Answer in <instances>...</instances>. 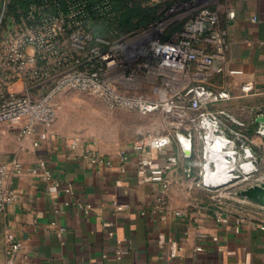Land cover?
I'll use <instances>...</instances> for the list:
<instances>
[{
    "label": "built area",
    "instance_id": "1",
    "mask_svg": "<svg viewBox=\"0 0 264 264\" xmlns=\"http://www.w3.org/2000/svg\"><path fill=\"white\" fill-rule=\"evenodd\" d=\"M4 1L8 6L10 0ZM168 11L141 32L120 35L112 30L108 36H100L92 31V24L107 25L119 17L111 0H43L31 4L18 20L9 17L8 10L0 9V125L16 126L21 141L41 134V127L51 131L61 109L58 99L66 90L95 96L114 110L142 116L159 114L164 132L149 133L132 144V149L142 155L140 168L160 186L158 208L165 207L172 183L164 170L153 167L149 152H161L174 140L181 145L178 135L182 134L192 150L197 148L200 153L195 185L210 193L218 209L228 214L231 202L241 206L256 203L257 209L244 210L238 221H258L264 230V205L241 196L243 191L264 183L259 177L255 179L264 165V124L257 121L264 114L249 107H241L237 114L224 107L211 109L236 99L227 83L219 89L210 87L216 76L231 74L228 55L232 40L222 25L220 10L207 1L186 12L182 8ZM228 18L234 19L235 12H228ZM175 23H183L182 30L165 37ZM18 81L28 86V93L12 91ZM255 90L253 82H245L239 98H250ZM245 115L250 121L241 118ZM252 124L257 126L254 131ZM219 142L223 156L217 152L216 160L210 161L211 149ZM75 143L72 140L70 145L75 147ZM34 145L39 146V142ZM119 156L122 163L129 161L125 150ZM85 157L93 163L112 165L97 151L87 150ZM180 161V156L168 158L175 167ZM221 168L225 178L213 182V175ZM26 172L45 181L53 179L45 162L27 166L13 158L2 163L0 214L18 200L10 185L14 177ZM238 175L242 179H236ZM65 191L71 193L72 187ZM48 192L55 195L57 188L50 187ZM114 205L117 211L125 209ZM5 244L6 264H19L22 242L7 232ZM117 244L120 260L128 251L125 240Z\"/></svg>",
    "mask_w": 264,
    "mask_h": 264
},
{
    "label": "crops",
    "instance_id": "2",
    "mask_svg": "<svg viewBox=\"0 0 264 264\" xmlns=\"http://www.w3.org/2000/svg\"><path fill=\"white\" fill-rule=\"evenodd\" d=\"M208 1L220 10L222 25L232 40L231 74L216 76L210 87L229 85L236 99L225 104L227 109L249 107L245 104L251 100L256 104L251 109L264 114V0ZM0 9L8 10L4 0ZM231 11L234 19L228 18ZM245 82L256 87L247 99L239 98ZM11 89L29 92L23 81ZM140 117L147 123L157 122L158 127L152 125L136 140L164 132L159 114ZM39 131L21 141L16 126L0 125V165L13 158L27 166L41 161L53 173L50 181L29 172L14 177L10 188L19 198L0 214V264H6L7 232L23 244L19 264H264L261 223L238 221L244 210L252 212L257 204L231 202L229 214L219 210L211 194L195 185L201 165L197 148L187 157L174 140L161 152H149L153 167L164 170L172 183L165 207L158 208L160 186L140 168L142 155L132 149L136 140L106 147L93 139L67 135L55 125L49 132L42 127ZM72 140L75 147L70 145ZM87 150L99 152L112 165L93 163L85 157ZM122 150L130 156L126 163L119 156ZM171 156H180L178 167L168 162ZM69 186L71 193L65 191ZM50 187L57 188L55 195L48 192ZM115 203L125 209L117 211ZM118 240H125L128 251L120 260Z\"/></svg>",
    "mask_w": 264,
    "mask_h": 264
},
{
    "label": "rangeland",
    "instance_id": "3",
    "mask_svg": "<svg viewBox=\"0 0 264 264\" xmlns=\"http://www.w3.org/2000/svg\"><path fill=\"white\" fill-rule=\"evenodd\" d=\"M177 1L181 3L173 7V4ZM207 1L208 0H176L171 5L173 7L171 10L177 11L182 8L185 10L184 12H186L192 6H197ZM156 2L159 1L146 0L143 2V7L151 8ZM171 10L168 12H171ZM172 14H174V12ZM172 17L173 15L169 16L170 19H172ZM58 101L61 109L59 110L55 126L67 135H78L85 139H93L102 146L113 147L130 144L138 139L147 129L152 128V125L158 127L157 122L147 123L140 115L125 110L111 109L99 98L85 92L66 90ZM237 105H235L234 108H236ZM245 105L249 106L251 110V107L256 104L249 100ZM222 107L226 108L225 104L213 106L211 109L215 110ZM233 112L237 114V109ZM241 118L243 120L245 119L246 122L250 121L249 117H246V115L241 116ZM154 129L158 130L157 128ZM261 176H264V165L261 167L260 173L256 175L255 179ZM224 178L213 182H220ZM237 178L238 180L242 179V176L238 175L236 176V179ZM237 187L238 186L233 187L234 190Z\"/></svg>",
    "mask_w": 264,
    "mask_h": 264
},
{
    "label": "trees",
    "instance_id": "4",
    "mask_svg": "<svg viewBox=\"0 0 264 264\" xmlns=\"http://www.w3.org/2000/svg\"><path fill=\"white\" fill-rule=\"evenodd\" d=\"M42 1L10 0L8 15L18 20L29 9L31 4ZM99 1L101 0H92V2ZM144 1L146 0H111L114 10L119 16L118 20L114 23H107V25L95 22L91 26L92 31L100 36H108L112 30L117 31L120 35L141 32L157 23L176 0H162L156 2L151 8L143 7ZM182 28L183 23H175L168 29L165 37H170L173 33L182 30Z\"/></svg>",
    "mask_w": 264,
    "mask_h": 264
},
{
    "label": "water",
    "instance_id": "5",
    "mask_svg": "<svg viewBox=\"0 0 264 264\" xmlns=\"http://www.w3.org/2000/svg\"><path fill=\"white\" fill-rule=\"evenodd\" d=\"M155 1H162V0H155ZM257 121L259 123L264 124V116L258 118ZM178 138L181 141V146H182L183 152L185 153V155L187 157H190L193 153L192 148L186 143L182 134H179ZM241 196H244V197L248 198L249 200H252L254 202H257V203L264 205V183L243 191L241 193Z\"/></svg>",
    "mask_w": 264,
    "mask_h": 264
},
{
    "label": "bare ground",
    "instance_id": "6",
    "mask_svg": "<svg viewBox=\"0 0 264 264\" xmlns=\"http://www.w3.org/2000/svg\"><path fill=\"white\" fill-rule=\"evenodd\" d=\"M222 147L223 146L220 145V142H219L218 145L216 144L215 146L212 147V149H211V155L209 156L210 161L216 160V153L222 151ZM221 153L222 152H220V155L222 157L223 154H221ZM249 167H250V165L249 164H246V168H249ZM224 177L225 176L223 174V168H221L220 171L218 173H216V175H213V180L212 181H216V180L222 179ZM259 180L262 181V182H264V176H261L259 178Z\"/></svg>",
    "mask_w": 264,
    "mask_h": 264
}]
</instances>
